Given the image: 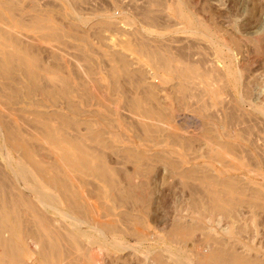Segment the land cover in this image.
Segmentation results:
<instances>
[{
    "label": "rangeland",
    "instance_id": "374dc122",
    "mask_svg": "<svg viewBox=\"0 0 264 264\" xmlns=\"http://www.w3.org/2000/svg\"><path fill=\"white\" fill-rule=\"evenodd\" d=\"M11 1L12 3L16 1L15 4L17 7L11 12L5 9V7L3 8L0 6V48L3 49L2 51L10 53L14 52L16 56H22L26 61L27 67L31 68L35 75L38 74L37 80H40L38 81L40 85L42 84L47 87L53 85L52 87H58V85L61 84L60 80L67 79L70 80L72 85L77 88L76 91L78 90L79 92H73L68 98V100L70 99L72 102H70V100L68 102V100L66 101L64 98L60 99L59 95L56 97L58 100L53 99V101L52 98L50 100V97L46 94L29 89V94H26V91H22L18 94L16 100H13L9 104H5L8 102V96L10 95V90L5 89L6 91L4 90L0 93V109H6L4 106L7 108L9 107L6 109L8 116L6 117L7 119L10 118L8 120L9 123L16 120L12 123H17L18 126L16 129L22 136L19 135L22 142H25L24 144H26V146L28 145L27 148L36 154V159H48L46 161L52 162L57 157V161H61L63 158L60 155V151L65 150L72 156H75L77 153L67 141L59 139L56 144L52 141L55 144L54 145L51 140L47 138L48 135L45 134L47 133L46 129H52L53 132L55 131V135L57 134V137L59 138L66 135L71 137L75 135V138L79 137V139H84L79 142L82 147L81 149H84L83 151L90 154H102V164H105L104 166L106 168L108 167L107 169L111 175L108 174L110 178L113 175L114 177L111 179H116L114 180L115 183L121 182V186L117 184V186L113 187V190V188L109 189V186H107L108 183L98 176L92 174H88L87 176L86 173L84 174L85 176L81 174L82 178L80 177L81 179H78L80 174L77 176L78 178H76L74 174L75 172L70 173L75 177L73 181L76 184V187L83 193L82 195L85 197L86 202H91V206H96L97 210L98 207L100 208L102 205L99 209L101 212L98 211L100 214L102 212L107 214L103 219L107 218L108 220L109 216L111 218L112 215H114L111 219L114 220L116 227L120 226L119 228L117 227L120 230L117 229L120 232H118L120 245L116 246L115 249L110 246L108 248L98 249L102 261H100L101 264H142L138 254L136 252L134 253V249L131 248V246L139 244L137 243L136 236L133 234H135L134 232H136V229H139L140 227L144 228L149 236H153H147L146 239L140 243L141 247L147 248L152 252H150L151 256L149 255L145 264H157L151 261L155 253L163 254L164 257H166L167 253L165 249L168 246L180 247L179 249L182 251L181 254L184 253L182 257L184 256L185 259L187 258V261H190L191 264H193V262H195L194 260H196V255L194 256L195 252L203 249V253H206L207 248L205 244H212L218 238L224 239L225 242L227 241L226 243L230 246L232 245V249L234 248V251L237 253L242 252L243 254L246 252L247 254H255L259 258H263L264 110L259 113L260 111L258 109H264V0ZM179 1L184 2L182 4L185 13L191 16V18L195 17L194 19L196 20L198 18V21L203 27L205 25L207 31L205 34L190 30L187 27L186 20L177 16L174 9L176 3ZM152 2L157 3V5ZM158 3L160 6H158ZM146 9L150 11L153 10L154 14H158L157 17L159 20H157V22H150L145 19L141 14ZM37 15H40L41 19L42 16L43 18L45 17L44 21L41 23L45 22L47 26L34 22V17H37ZM139 16L141 18H139ZM141 19L143 20L141 21ZM83 20L85 22H83ZM144 22L147 23V25ZM48 24L50 26L53 25L51 26L52 28L55 26L54 29L59 32L61 37L57 38L52 35L53 29H48ZM3 30L7 33H4ZM46 32L47 34L52 32V39L49 37L50 33L47 35L45 34ZM12 36L15 38L14 40ZM181 36L184 39H181ZM208 36L209 38H207ZM5 39L8 42L5 41ZM137 39H145L150 41L151 44L160 43L163 45L167 43L166 45H170L172 48L171 52H174L173 56L175 57V55H177L175 58L177 60L175 61V64H180L178 60L184 61L181 55L179 57L180 47L183 46L186 52L191 53L190 51H192L191 57H187L185 62L190 61L191 65L194 67L197 66L196 68L199 67L201 70H203V68L205 70L215 64L218 66L214 67H220L219 69L221 71L218 70L221 74L223 73V76L213 73L211 75H204L203 77L198 78V80L196 79L193 92H195L196 89L195 93L200 94V99H203L201 100V103L204 105L202 111H197V106H195L197 105L198 100V96H196L195 93H192L193 95L191 94L190 97L187 96V98H181L179 94L176 93L174 86L177 85L179 79L174 74L172 75V73L163 72L154 62H151V58L146 53L138 54L137 51H135L133 45ZM179 40L182 42L179 43ZM15 41L18 42V45ZM158 41L160 42L158 43ZM212 41H217L216 44L219 46L221 44L220 47L222 51L218 49L216 50L212 45H209ZM218 41L220 42L218 43ZM131 42H134V44ZM187 43L189 44L187 45ZM192 43L196 44L192 47ZM173 46L176 47L174 48ZM188 46L194 50H190V48H187ZM13 49L15 51H13ZM112 49L114 51H117L118 49L119 52L127 54L126 59L129 61V69L131 72L129 75L123 74L119 68V62L114 61V56L112 54L114 52H112ZM187 49L189 50L187 51ZM213 49L215 50L213 51ZM226 50H229V52ZM227 53L231 56L228 60L226 57ZM3 54L4 53H0L1 58L4 57ZM191 59L196 61L193 60L192 62ZM115 66L119 70L117 75L119 78H115L117 85L115 86L116 88H113V77L110 72L112 67L116 68ZM155 72L157 74H155ZM233 72L236 73L238 77L237 79L232 77ZM17 73V77L27 82L23 73ZM54 74L56 75L54 76ZM52 77L53 79H56L53 80ZM5 80V77L0 76V85L5 82ZM206 80L210 83L212 88H221L218 91V96L223 99V102L221 103L222 105L211 103L215 97H213L214 94L201 91V87L203 88L207 82ZM148 82H152L154 85L153 96L155 97L152 96V99L144 100L145 97L142 95L145 94V88L147 87ZM84 85L95 88L93 92V94L95 93V97L93 99L90 100L81 94L83 93L81 89ZM133 98H137V101L141 100L140 104L134 106L133 101L136 99L134 100ZM105 102L106 104H104ZM225 102L228 104L226 105ZM236 102L239 106L233 105ZM187 103H189V105ZM191 103L195 105L191 107ZM102 104L104 105L102 106ZM224 104L225 107H223ZM131 106L135 108H132ZM234 106L239 108L236 109ZM69 107H71V110ZM210 107L211 109L209 110ZM14 109H16L17 112ZM151 109L154 110L152 111ZM155 111L158 112L155 113ZM162 112L164 114H162ZM58 113H60L61 116H57ZM55 114H57L56 117ZM149 114H151V116ZM228 114L232 116L234 115L235 118H232V120L229 121ZM210 115H212L213 118ZM60 117L64 119L59 121V119H61ZM150 117L152 119H150ZM42 119L45 122L50 119V121L48 120L47 122L48 125L45 123L47 125L46 128ZM88 124H90V126ZM89 127L91 129H89ZM153 127L155 130H153ZM242 129L244 132H242ZM0 145H3L1 139ZM232 145L234 146L232 147ZM229 147L231 149H229ZM8 149L11 150V154L14 157L19 155L14 152L11 147H8ZM53 156L56 157L54 158ZM191 172L193 175L190 174ZM206 174H208V176ZM223 178L228 179L236 186L238 185L239 188L236 191L242 190L241 194L238 195V199H240V202H238V216L235 217L236 219L231 217L232 219L229 218L224 221V219L218 218L214 223H207L204 218L207 211L205 213L203 208H196L192 202L197 199L203 203V207L205 208L209 202V200H207L209 190L214 188L213 185L209 184L211 179ZM83 180H85L84 183L86 182L87 185L83 183ZM132 182L134 183V187H132L133 185L129 186ZM136 185L140 190L142 189L139 194H137L139 188ZM85 186L87 187L85 188ZM104 187L105 189H103ZM128 187L130 190L134 191V194L131 191L133 199L132 197L129 199L125 197L123 201L117 202L116 195L119 194L118 192L121 190H128ZM206 190L208 192H206ZM203 191L206 193L205 195ZM101 193H105V197L104 194L101 196ZM23 194L26 197H31V194L26 190L23 191ZM247 194L254 199H251L253 200L252 202H254L252 204L253 207L252 205L247 204L246 200L249 198L247 197ZM137 195H140L142 198L138 204L134 201L138 198ZM220 201L221 200H219V203L222 207L228 208V204ZM65 202L67 201H64L63 204H65ZM105 206L107 208L110 206L109 208L112 209L114 214L109 215ZM198 210L199 213L197 212ZM123 211L125 212L123 213L125 215L121 214ZM121 216L125 218L123 219ZM176 221L191 226L189 229L187 228L185 231H182V235L179 233L174 236L175 238L178 237L181 239H178L179 241H175L170 235L172 227ZM138 223H140V225H138ZM192 224L195 228H192ZM202 224H205L207 227H198V225L200 226ZM227 227H230L228 229H231L229 234L224 230ZM122 231L124 232L122 233ZM179 235L182 236V238L179 237ZM204 235L206 237H204ZM201 242L204 243L202 244ZM230 242L232 244H230ZM213 244L214 246H217L215 243ZM193 250H195V252ZM237 250L241 252H238Z\"/></svg>",
    "mask_w": 264,
    "mask_h": 264
},
{
    "label": "bare ground",
    "instance_id": "6f19581e",
    "mask_svg": "<svg viewBox=\"0 0 264 264\" xmlns=\"http://www.w3.org/2000/svg\"><path fill=\"white\" fill-rule=\"evenodd\" d=\"M21 1V0H20ZM146 1V0H145ZM150 1V0H149ZM155 1V0H152ZM16 1L12 3L11 0H0V6L5 7L8 11H13L16 9ZM18 2V1H17ZM35 2V1H34ZM159 2V1H158ZM37 3V2H36ZM155 3V2H152ZM184 2H177L175 5V13L177 16L183 20H186L187 27L190 30L196 31V32H202L205 34L206 28L205 25L204 27L201 25V23L194 18H191L187 13L184 12V7L183 4ZM26 4V3H25ZM72 4V2H71ZM149 4V3H148ZM147 4V5H148ZM157 5V3H155ZM32 5V4H31ZM135 5V4H134ZM153 5V4H152ZM145 6V5H144ZM143 6V7H144ZM158 6L160 4L158 3ZM30 7V6H29ZM146 7V6H145ZM155 7V6H154ZM132 8V7H131ZM135 8V7H133ZM137 8V7H136ZM149 8V7H148ZM21 9V8H20ZM127 9V8H126ZM144 9V8H143ZM142 9V10H143ZM150 9V8H149ZM154 9V8H153ZM73 10V9H72ZM133 10V9H132ZM16 11V10H15ZM29 11V10H28ZM46 11V10H45ZM155 11V9H154ZM153 10H144L142 12V16L147 19L150 22H157L158 17L156 14H154ZM158 11V10H157ZM141 12V11H140ZM67 13V12H66ZM74 13V12H73ZM138 13V11H137ZM136 13V14H137ZM2 14V13H1ZM175 14V15H176ZM190 14V13H189ZM193 14V13H192ZM23 15V14H22ZM160 15V14H159ZM20 16V15H19ZM46 16V15H45ZM48 16V15H47ZM138 16V15H136ZM78 17V16H77ZM193 17V16H192ZM28 18V16H27ZM45 18V17H44ZM44 18L42 16V19L40 18V15H37V17H34V22L43 24L44 26H47L45 23H41L44 21ZM81 18V17H80ZM83 18V17H82ZM138 18V17H136ZM139 18H141L139 16ZM30 19V18H29ZM49 19V18H48ZM78 19V18H77ZM85 19V18H84ZM47 20V19H45ZM81 20V19H80ZM143 19H141L142 21ZM1 21V20H0ZM24 21V20H23ZM29 21V20H28ZM145 21V20H144ZM161 21V20H160ZM168 21V20H167ZM79 22V21H78ZM83 22H85L83 20ZM82 22V23H83ZM103 22V21H102ZM23 23V22H22ZM56 23V22H55ZM104 23V22H103ZM145 23V22H144ZM149 23V22H148ZM182 23V22H181ZM9 24V23H8ZM50 24V23H49ZM48 24V29L52 28ZM147 25V23H145ZM106 25V23H105ZM108 25V24H107ZM150 25V23H149ZM152 25V24H151ZM40 26V25H39ZM140 27V26H139ZM2 28V27H1ZM47 28V27H46ZM55 28V26H54ZM54 28H52L53 33L52 35L56 36L57 38L61 37L58 31H56ZM73 28V27H72ZM180 28V27H179ZM182 28V27H181ZM61 29V28H60ZM141 29V28H140ZM5 30V29H4ZM3 30V31H4ZM7 30V29H6ZM66 30V29H65ZM67 31V30H66ZM73 31V30H72ZM75 31V30H74ZM8 32V30H7ZM4 31V33H7ZM12 32V31H11ZM70 32V30H69ZM3 33V32H2ZM14 33V32H13ZM50 33V32H49ZM47 34V32L45 34ZM49 35L52 39V35ZM74 33V32H73ZM210 33V32H209ZM208 33V34H209ZM15 34V33H14ZM151 34V33H150ZM213 34V33H212ZM211 34V35H212ZM2 35V34H1ZM8 35V34H7ZM12 35V33H11ZM145 35V34H143ZM202 35V34H201ZM210 35V36H211ZM3 36V35H2ZM9 36V35H8ZM46 36V35H45ZM20 37V36H19ZM137 37V36H136ZM182 37V36H181ZM13 40L15 39L12 36ZM21 38V37H20ZM19 38V39H20ZM56 38V39H57ZM150 38V37H149ZM148 38V40H149ZM209 38V36L207 37ZM4 39V38H3ZM8 39V37H7ZM181 39H184L183 37ZM195 39V38H193ZM197 39V38H196ZM212 39V38H211ZM25 40V39H24ZM47 40V39H46ZM49 40V39H48ZM63 40V39H62ZM78 40V39H77ZM134 40V39H133ZM5 41H7L5 39ZM12 41V40H11ZM17 41V38H16ZM15 43L17 44L18 42ZM21 41V39H20ZM60 41V40H59ZM64 41V40H63ZM156 41V40H155ZM154 41V42H155ZM163 41V40H162ZM170 41V40H169ZM204 41V40H203ZM209 41V40H208ZM226 41V40H225ZM8 42V41H7ZM160 41H158L159 43ZM164 42V41H163ZM173 42V41H172ZM177 42V41H176ZM182 42V41H181ZM179 40V43H181ZM196 42V41H195ZM199 42V41H198ZM217 42V41H216ZM216 42L212 41L211 44L216 50H221V44L220 46L216 44ZM220 41H218L219 43ZM10 43V42H9ZM13 43V42H12ZM14 43V44H15ZM21 43V42H20ZM134 44V42H131ZM178 43V42H177ZM186 43V42H185ZM224 43V42H222ZM3 44V43H2ZM11 44V43H10ZM23 44V43H22ZM163 44V43H162ZM167 44V43H166ZM163 44H151L150 41H147L145 39H137L135 41V44L133 45L135 51L137 53H143L147 54L151 58V62H154L156 66L162 70L163 72L165 71L166 73H172L174 74L179 81L177 82V85L174 86V89L176 90V93L179 94L181 98H187L191 96L193 92L194 84L196 83V79L203 77L204 75H211L213 73H216V75H222L221 70L219 68H216L218 65L215 64L214 66H210L204 70H201L193 65L190 64L189 62H185L187 57H191V53H188L184 50L183 46L180 47V55L183 57L184 61H179L180 64H175V61H177L175 57L173 56V53L171 52V47L170 45ZM170 44V43H169ZM172 44V43H171ZM189 43H187L188 45ZM196 44V43H195ZM192 43L193 45H195ZM202 44V43H201ZM18 45V44H17ZM184 45V44H183ZM208 45V46H209ZM13 46V45H12ZM16 46V45H15ZM35 46V45H34ZM81 46V45H80ZM1 47V46H0ZM5 47V46H3ZM19 47V46H18ZM16 47V48H18ZM30 47V46H29ZM174 47V46H173ZM176 47V46H175ZM174 47V48H175ZM205 47V46H204ZM35 48V47H34ZM44 48V47H43ZM49 48V47H48ZM52 48V46H51ZM190 48L191 47H187ZM198 48V47H197ZM224 48V47H223ZM229 48V47H228ZM213 49V51L215 50ZM230 49V48H229ZM3 49L0 48V53H4V57H0V76L5 77V82H3L0 85V93L3 92L5 89L10 90V95L8 96V102H4L5 104L11 103L13 100H16L18 94H20L22 91H26V94H29V89L30 90H36L37 92H40L42 94H46L47 96L50 97V100H56L57 95H59L60 99L64 98L66 101L68 98L73 94V92H79L78 90L76 91V87L72 85L70 80H60L61 84H57L58 87H47L44 85H40L37 80V75H35L34 71L27 67L26 61L22 58H20L18 55L16 56L15 53H10L6 51H2ZM5 50V49H4ZM8 50V49H7ZM10 50V49H9ZM19 50V49H18ZM93 50V49H92ZM178 50V49H177ZM189 49H187L188 51ZM194 50V49H193ZM198 50V49H197ZM13 51H15L13 49ZM23 51V49H22ZM84 51V49H83ZM199 51V50H198ZM197 51V52H198ZM206 51V50H205ZM227 51V50H226ZM12 52V51H11ZM28 52V51H27ZM114 52V53H112ZM112 54L114 56V61L119 62L120 64V70L122 71L123 74L129 75L130 69H129V61L126 59L127 54L121 53L118 51H114L112 49ZM200 52V51H199ZM217 52V51H216ZM219 52V51H218ZM229 52V50L227 51ZM29 53V52H28ZM84 53V52H83ZM82 53V54H83ZM226 53V52H225ZM233 53V52H232ZM107 54V53H106ZM178 54V53H177ZM190 54V55H189ZM195 54V52H194ZM198 54V53H197ZM200 54V53H199ZM203 54V53H202ZM215 54V53H214ZM223 54V53H222ZM221 54V55H222ZM86 55V54H85ZM108 55V54H107ZM146 55V56H147ZM220 55V54H219ZM28 56V55H27ZM30 56V55H29ZM84 56V55H83ZM143 56V55H142ZM145 56V55H144ZM204 56V55H203ZM202 56V57H203ZM223 56V55H222ZM51 57V56H50ZM89 57V56H88ZM186 57V58H184ZM199 57V58H202ZM207 57V56H206ZM227 60L231 58L230 54L227 53L226 55ZM57 58V57H56ZM149 58V59H150ZM30 59V58H29ZM59 59V58H58ZM86 59V58H85ZM94 59V58H93ZM178 59V58H177ZM181 59V58H180ZM198 59V58H197ZM34 60V59H33ZM37 60V59H36ZM62 60V59H61ZM88 60V59H87ZM112 60V58H111ZM192 60V59H191ZM194 60V59H193ZM192 60V62H193ZM196 61V60H194ZM198 61V60H197ZM202 61V60H201ZM207 61V60H206ZM30 62V61H29ZM32 62V61H31ZM35 62V61H33ZM38 62V61H37ZM204 62V61H203ZM216 62V61H215ZM56 63V62H55ZM200 63V62H199ZM206 63V62H205ZM32 64V63H31ZM30 64V65H31ZM116 64V63H115ZM118 64V63H117ZM139 64V63H138ZM137 64V65H138ZM193 64V63H192ZM36 65V64H35ZM34 65V66H35ZM53 65V63H52ZM55 65V64H54ZM195 65V64H194ZM202 65V64H201ZM57 66V65H56ZM208 66V65H207ZM51 67V66H50ZM116 67V66H115ZM37 68V67H35ZM201 68V67H200ZM220 71H219V70ZM232 69V68H231ZM45 70V69H44ZM58 70V69H57ZM132 71V69H131ZM17 72L23 73V76L26 77L27 82L23 81V79H20L17 77ZM77 72V71H76ZM92 72V71H91ZM119 70L114 67L111 69V75H112V86L113 88H116L115 86L117 85V81L115 78H119L118 75ZM135 72V71H133ZM220 72V73H218ZM240 72V71H239ZM238 72V73H239ZM37 73V72H36ZM140 73V72H139ZM142 73V72H141ZM78 74V73H77ZM109 74V73H108ZM155 74H157L155 72ZM242 74V73H241ZM41 75V74H40ZM56 74H54L55 76ZM142 75V74H138ZM219 75V76H220ZM61 76V75H60ZM223 76V75H222ZM76 77V76H75ZM111 77V76H110ZM134 77V76H133ZM157 77V76H156ZM232 77L234 79H237V75L235 72L232 73ZM61 78V77H60ZM125 78V77H124ZM135 78V77H134ZM140 78V77H139ZM174 78V77H173ZM53 79V77H52ZM51 79V80H52ZM56 79V78H54ZM53 79V80H54ZM136 79V78H135ZM167 79V78H166ZM211 79V78H210ZM213 79V78H212ZM50 80V81H51ZM153 80V79H152ZM175 80V79H174ZM216 80V79H215ZM4 81V79H3ZM57 81V80H56ZM97 81V80H96ZM127 81V80H126ZM142 81V80H141ZM207 81V80H206ZM213 81V80H212ZM1 82V81H0ZM59 82V81H58ZM218 82V81H215ZM224 82V81H223ZM46 83V82H45ZM82 83V82H81ZM84 83V82H83ZM99 83V82H98ZM202 83V82H201ZM205 83V82H204ZM88 84V83H87ZM140 84V83H139ZM166 84V83H165ZM224 84V83H223ZM47 85V84H46ZM49 85V83H48ZM129 85V84H128ZM137 85V84H136ZM227 85V84H226ZM79 86V85H78ZM122 86V85H121ZM134 86V85H133ZM140 86V85H139ZM146 86V85H145ZM173 86V84H172ZM198 86V85H197ZM196 86V87H197ZM217 86V85H216ZM96 87V86H95ZM105 87V86H104ZM97 88V87H96ZM112 88V89H113ZM135 88V87H134ZM133 88V89H134ZM172 88V87H170ZM200 88V87H199ZM93 87L91 86H82L81 93L84 97L88 99H93L95 97ZM127 89V88H126ZM143 89V88H142ZM145 94L142 95L144 96V100H150L153 97V89L154 85L152 82H148L147 87L145 88ZM173 89V90H174ZM202 92H210L213 95V100L211 103L215 104H221L223 102V99L218 96V91L219 88H212L210 83L208 81L205 83V86L202 88ZM5 90V91H6ZM140 90V89H139ZM200 90V89H199ZM223 90V89H222ZM101 91V90H100ZM113 91V90H112ZM228 91V90H227ZM114 92V91H113ZM198 92V91H197ZM201 92V93H202ZM223 92V91H222ZM221 92V93H222ZM244 92V91H243ZM9 93V92H8ZM24 93V92H23ZM123 93V92H122ZM144 93V90H143ZM224 93V92H223ZM4 94V93H3ZM2 94V95H3ZM6 94V92H5ZM77 94V93H76ZM100 94V93H99ZM196 94V93H195ZM203 94V93H202ZM193 95V94H192ZM206 95V94H205ZM220 95V94H219ZM245 95V94H243ZM6 96V95H4ZM44 96V95H43ZM46 96V97H47ZM153 96V97H152ZM198 96L197 100V105L192 104L190 105L193 107V105L197 106V111H202V107L204 106L201 103L200 99V94H196ZM203 96V95H202ZM222 96V95H221ZM232 96V95H231ZM21 97V95H20ZM152 97V98H151ZM97 98V96H96ZM128 98V97H127ZM176 98V97H175ZM174 98V99H175ZM194 98V97H193ZM196 98V99H197ZM207 98V97H206ZM135 101H133V105L136 106L140 104V101H137V98H133ZM142 99V98H141ZM155 99V98H154ZM177 99V98H176ZM240 99V98H239ZM243 99V98H242ZM53 100V101H54ZM58 100V99H57ZM70 100V99H69ZM68 100V102H69ZM86 100V99H85ZM100 100V99H99ZM142 100V101H144ZM160 100V99H159ZM225 100V99H224ZM4 101V100H3ZM2 101V102H3ZM178 101V100H177ZM188 101V99H187ZM193 101V100H192ZM207 101V100H206ZM227 101V100H226ZM1 102V103H2ZM67 102V103H68ZM70 102H72L70 100ZM76 102V101H75ZM84 102V101H83ZM102 102V101H101ZM149 102V101H148ZM189 102V101H188ZM199 102V103H198ZM233 102V101H232ZM235 102V101H234ZM241 102V101H240ZM14 103V102H13ZM54 103V102H53ZM131 103V102H130ZM184 103V102H183ZM182 103V104H183ZM196 103V102H195ZM208 103V102H207ZM226 103V102H225ZM4 104V105H5ZM15 104V103H14ZM55 104V103H54ZM106 104V102L104 103ZM102 104V106L104 105ZM109 104V103H108ZM107 104V105H108ZM149 104V103H148ZM157 104V103H156ZM180 104V102H179ZM189 105V103H187ZM209 104V103H208ZM207 104V105H208ZM228 103H226L227 105ZM247 104V103H246ZM66 105V104H65ZM69 105V104H68ZM132 105V106H133ZM222 105V104H221ZM230 105V104H229ZM235 106H239L238 103L236 102L233 104ZM3 106V105H1ZM56 106V105H55ZM73 106V104H72ZM76 106V105H75ZM98 106V105H97ZM131 106V107H132ZM156 106V105H155ZM169 106V105H168ZM177 106V105H176ZM189 106V107H190ZM209 106V105H208ZM211 106V105H210ZM216 106V105H215ZM232 106V103H231ZM234 106V107H235ZM258 106V105H257ZM6 109H8L6 106H4ZM59 107V106H58ZM128 107V106H126ZM138 107V106H137ZM190 107V108H191ZM225 107V104L223 105ZM71 110V107H69ZM68 108V109H69ZM76 108V107H75ZM109 108V107H106ZM135 108V107H132ZM147 108V107H146ZM196 108V107H195ZM213 108V107H212ZM228 108V107H227ZM231 108V107H230ZM236 108V107H235ZM237 107L236 109H238ZM261 108V107H260ZM6 109H0V139L2 140V144L0 145V264H101V257H100V252L98 249L102 248H108L109 246L112 248H116V246L120 245V240L118 237V232L120 231L118 228L120 226L115 225L114 220L111 219L114 215V212L112 209L107 208V212L109 215H112V217L107 220L103 219L107 214L101 213L100 214V208L98 207V211L96 206H91L90 203L86 202L85 197L82 195L83 193L76 187V184L74 183L73 179L78 178L81 179V174H92L95 176H98L102 180L106 181L108 183L107 186H109V189L113 188L114 186H117L121 184L120 183H115L114 180L110 178V174L108 171V167L106 168L102 164V158L101 155L98 154H90L87 153L86 151H83L84 149H81L82 147L80 146V140L79 137H71L69 135L63 136L61 138L57 137V134L55 135V131L53 132L52 129H46L48 137L51 142L54 141L56 144L59 139L63 141H67L70 143V145L74 148L76 155L72 156L69 154V152L63 150L60 151V155L63 158L61 161H57L58 158L54 159L52 162H48L46 160L48 159H42L38 160L35 158V153L29 150L21 140V135L17 131V123L13 121L9 123V119H7V111ZM111 109V107H110ZM137 109V108H136ZM148 109V108H147ZM182 109V107H181ZM206 109V108H205ZM211 107L209 108V110ZM234 109V108H233ZM16 111V109H14ZM22 110V109H21ZM120 110V109H119ZM149 110V109H148ZM152 110V109H151ZM154 110V109H153ZM152 110V111H153ZM208 110V111H209ZM215 110V109H214ZM230 110V109H229ZM252 110V109H251ZM257 110V109H256ZM255 110V111H256ZM261 113L263 112L264 109H258ZM257 110V111H258ZM10 111V110H9ZM14 111V112H15ZM76 111V110H75ZM93 111V110H92ZM150 111V110H149ZM151 111V112H152ZM195 111V110H194ZM212 111V110H211ZM217 111V110H216ZM17 112V111H16ZM22 112V111H21ZM91 112V111H90ZM143 112V111H142ZM158 111H155L157 113ZM160 112V111H159ZM196 112V111H195ZM229 112V111H228ZM232 112V111H231ZM230 112V113H231ZM235 112V111H234ZM13 113V112H12ZM54 113V112H53ZM107 113V112H106ZM111 113V112H110ZM117 113V111H116ZM154 113V114H155ZM198 113V112H197ZM214 113V112H213ZM78 114V113H77ZM144 114V113H143ZM152 114V113H151ZM151 114H149L151 116ZM162 114H164L162 112ZM200 114V113H199ZM211 114V113H210ZM215 114V113H214ZM226 114V113H225ZM233 114V113H231ZM240 114V112H239ZM43 115V114H42ZM46 115V114H45ZM57 114H55L56 117ZM61 116L60 113H58L57 116ZM115 115V114H114ZM145 115V114H144ZM148 115V116H149ZM203 115V114H202ZM205 115V114H204ZM216 115V114H215ZM222 115V114H221ZM229 115V114H228ZM235 115V113H234ZM234 115H229L228 118L230 119L229 121L232 120V118H235ZM253 115V114H252ZM7 116V117H6ZM18 116V115H17ZM49 116V115H47ZM52 116V114H51ZM157 116V115H156ZM164 116V115H162ZM212 116V115H210ZM10 117V116H9ZM20 117V116H19ZM54 117V116H53ZM103 117V116H102ZM101 117V118H102ZM158 117V116H157ZM167 117V116H166ZM223 117V116H222ZM238 117V116H237ZM60 120H63L62 117H60ZM213 118V116H212ZM15 119V118H14ZM44 119V118H43ZM42 119V120H43ZM52 119V118H51ZM105 119V118H104ZM142 119V118H141ZM145 119V118H144ZM150 119H152L150 117ZM227 119V118H226ZM237 119V118H236ZM21 120V119H19ZM47 120V119H46ZM50 121V119H48ZM48 120L45 122L44 120V126L48 125ZM140 120V119H139ZM168 120V119H167ZM222 120V119H221ZM235 120V119H234ZM11 121V120H10ZM18 121V120H17ZM130 121V120H129ZM141 121V120H140ZM160 121V120H159ZM40 122V121H39ZM62 122V121H61ZM66 122V120H65ZM104 122V121H103ZM108 122V121H107ZM135 122V120H134ZM158 122V120H157ZM161 122V121H160ZM169 122V121H168ZM241 122V121H239ZM47 125H46V124ZM89 123V121H88ZM138 123V122H137ZM146 123V122H145ZM166 123V122H165ZM251 123V122H250ZM65 124V123H64ZM142 124V123H141ZM144 124V123H143ZM158 124V123H157ZM203 124V123H202ZM232 124V123H231ZM21 125V124H20ZM90 126V124H88ZM152 125V124H151ZM256 125V124H255ZM43 126V127H44ZM92 126V125H91ZM138 126V125H137ZM154 126V125H153ZM231 126V125H230ZM233 126V125H232ZM242 126V125H241ZM251 126V125H250ZM144 127V126H143ZM149 127V126H148ZM155 127V126H154ZM153 127V128H154ZM53 128V127H52ZM88 128V127H87ZM150 128V127H149ZM161 128V127H160ZM89 129H91L89 127ZM210 129V128H209ZM212 129V128H211ZM247 129V128H246ZM254 129V128H252ZM151 130V129H150ZM155 130V128L153 129ZM207 130V129H204ZM214 130V129H213ZM248 130V129H247ZM96 131V130H95ZM94 131V132H95ZM144 131V130H143ZM146 131V130H145ZM152 131V130H151ZM157 131V130H156ZM212 131V130H211ZM255 131V130H254ZM57 132V131H56ZM91 132V130H90ZM93 132V134H94ZM205 132V131H204ZM235 132V131H234ZM242 132L244 130L242 129ZM92 134V133H91ZM149 134V133H148ZM151 134V133H150ZM175 134V133H173ZM178 134V133H177ZM180 134V133H179ZM21 137H20V136ZM73 135V134H71ZM143 135V134H142ZM152 135V134H151ZM170 135V134H169ZM226 135V134H225ZM95 136V135H94ZM98 136V135H97ZM145 136V135H143ZM171 136V135H170ZM175 136V135H174ZM256 136V135H254ZM154 137V136H153ZM179 137V136H178ZM181 137V136H180ZM245 137V136H244ZM81 138V137H80ZM183 138V137H181ZM213 138V137H212ZM255 138V137H254ZM175 139V138H174ZM211 139V138H210ZM84 140V139H83ZM82 140V141H83ZM91 140V139H90ZM100 140V139H99ZM186 140V139H185ZM92 141V140H91ZM218 141V140H217ZM216 141V142H217ZM27 142V141H26ZM53 143V142H52ZM53 143V144H54ZM215 143V142H214ZM213 143V144H214ZM29 144V143H28ZM54 144V145H55ZM83 145V144H82ZM230 145V143H229ZM84 146V145H83ZM96 146V144H95ZM234 145H232L233 147ZM8 147H11L12 150L19 155L17 157H14L11 153V150L8 149ZM85 147V146H84ZM253 147V146H252ZM120 148V147H119ZM219 148V147H218ZM56 149V148H55ZM60 149V148H59ZM221 149V146H220ZM229 149H231L229 147ZM254 149V148H253ZM61 150V149H60ZM86 150V149H85ZM217 150V148H216ZM94 151V150H92ZM123 151V150H122ZM226 151V150H225ZM238 151V150H237ZM90 152V151H89ZM95 152V151H94ZM221 152V151H220ZM54 153V152H53ZM52 153V155H53ZM215 153V152H214ZM219 153V151H218ZM56 154V153H55ZM78 154V155H77ZM217 154V153H216ZM260 154V153H259ZM51 155V156H52ZM59 155V156H60ZM221 155V154H220ZM247 155V154H246ZM250 155V154H248ZM262 155V154H261ZM50 156V157H51ZM58 156V155H57ZM54 157V156H53ZM54 157V158H55ZM222 157V156H221ZM249 157V156H248ZM216 158V157H215ZM241 158V157H240ZM53 159V158H50ZM152 160V159H151ZM213 160V159H212ZM216 160V159H215ZM51 161V160H50ZM253 161V160H252ZM141 162V161H140ZM226 162V161H225ZM256 162V161H255ZM104 163V162H103ZM106 163V162H105ZM133 163V162H132ZM223 163V162H221ZM228 163V162H227ZM136 164V163H134ZM231 164V163H229ZM241 164V163H240ZM245 164V163H244ZM141 165V164H140ZM264 165V164H263ZM110 166V165H109ZM235 166V165H234ZM62 167V168H61ZM188 168V167H187ZM196 168V167H195ZM235 168V167H234ZM112 169V168H111ZM204 169V168H203ZM240 169V168H239ZM246 169V168H245ZM113 170V169H112ZM190 170V168H189ZM202 170V169H201ZM139 171V170H138ZM187 171V170H186ZM206 171V170H205ZM204 171V172H205ZM71 172H75V177L70 174ZM111 172V171H110ZM193 172V171H192ZM192 172L190 174H192ZM198 172V171H197ZM207 172V171H206ZM112 173V172H111ZM137 173V171H136ZM181 173V172H180ZM183 173V172H182ZM80 174V175H79ZM110 176H109V175ZM126 174V172H125ZM189 174V171H188ZM197 174V173H195ZM210 174V173H209ZM79 175V176H78ZM193 175V174H192ZM208 176V174H206ZM205 175V176H206ZM228 175V174H226ZM78 176V177H77ZM85 176V175H84ZM201 176V175H200ZM206 176V177H207ZM81 177V178H80ZM125 177V176H124ZM129 177V176H128ZM199 177V176H198ZM205 177V178H206ZM213 177V175H212ZM130 178V177H129ZM200 178V177H199ZM215 178V177H214ZM100 179V180H101ZM118 179V178H117ZM126 179V178H125ZM203 179V178H202ZM208 179V178H207ZM210 179V178H209ZM90 180V179H89ZM119 180V179H118ZM205 180V179H204ZM238 180V179H237ZM77 181V180H76ZM85 180H83L84 183ZM207 181V180H205ZM117 182V181H116ZM128 182V180H127ZM131 182V181H130ZM139 182V181H138ZM82 183V182H81ZM80 183V184H81ZM106 183V184H107ZM201 183V182H200ZM209 183V181H208ZM260 183V182H259ZM84 184L87 185L85 182ZM134 183L130 184L129 186H132ZM142 184V183H141ZM203 184V183H202ZM210 185H213L214 188H211L208 193V199L209 202L204 208L203 203H201L199 200L195 199L193 200V204L196 206V208H203L205 213L204 215L205 222H213L218 219H224L228 220L229 218H234L238 216V202H240V199H238V195L241 194V191H236L238 190V185L236 186L235 184L231 183L228 179H211V182L209 183ZM208 184V185H209ZM205 185V184H204ZM264 185V184H263ZM82 186V184H81ZM106 186V185H105ZM121 186V185H120ZM127 186V183H126ZM125 186V187H126ZM137 186V185H136ZM202 186V185H201ZM87 186H85L86 188ZM119 187V186H118ZM134 187V185L132 186ZM138 187V186H137ZM204 187V186H202ZM206 187V185H205ZM241 187V186H240ZM127 188V187H126ZM125 188V189H126ZM139 188V187H138ZM198 188V186H197ZM88 189V188H87ZM97 189V187H96ZM99 189V188H98ZM105 189V187L103 188ZM118 189V188H116ZM123 189V187H122ZM27 191L28 193L31 194V197H26L23 194V191ZM114 190V188H113ZM142 190V189H141ZM140 188L139 191L137 190V194L141 192ZM198 190V189H197ZM205 190V189H204ZM206 190V192H208ZM87 191V190H86ZM107 191V190H106ZM117 191V190H116ZM132 190H121L118 192L119 194L117 196V202L123 201L125 197L128 199L132 197L134 194ZM199 191V190H198ZM261 191V190H260ZM98 192V191H96ZM101 192V190H100ZM195 192V191H194ZM200 192V191H199ZM204 192V191H203ZM244 192V191H243ZM117 193V192H114ZM202 193V192H200ZM254 193V192H253ZM252 193V194H253ZM99 194V193H98ZM104 197H105V193ZM101 193V196H103ZM198 194V193H197ZM206 193L204 192V195ZM243 194V193H242ZM261 194V193H260ZM27 195V194H26ZM111 195V193H110ZM142 195V194H141ZM202 195V196H204ZM248 195V194H247ZM257 195V194H256ZM29 196V195H28ZM138 198L134 200L137 204L140 202L142 199L140 195H137ZM194 196V195H193ZM192 196V197H193ZM199 196V195H198ZM207 196V195H206ZM205 196V197H206ZM243 196V195H242ZM241 196V197H242ZM252 196V195H250ZM259 196V194H258ZM264 196V195H263ZM95 197V195H94ZM201 197V196H200ZM249 197V195L247 196ZM245 197V198H247ZM256 197V196H254ZM202 198V197H201ZM257 198V197H256ZM97 199V197H96ZM112 199V198H110ZM133 199V197H132ZM192 199V198H191ZM190 199V200H191ZM253 197H249L246 201L247 204L252 205L254 202H252ZM114 200V199H112ZM219 200L223 201L224 203L228 204V208L222 207V205L219 203ZM244 200V199H243ZM242 200V201H243ZM263 200V199H262ZM64 201L65 204H63ZM90 201V200H89ZM107 201V200H106ZM109 201V200H108ZM116 201V200H115ZM132 201V200H131ZM133 201V202H134ZM220 201V202H221ZM245 201V202H246ZM99 202V201H98ZM258 202V201H257ZM100 203V202H99ZM242 203V202H241ZM261 203V202H260ZM135 204V203H133ZM99 205V204H98ZM117 205V204H116ZM255 206V205H254ZM261 206V205H260ZM137 207V205H136ZM193 207V206H192ZM253 207V205H252ZM263 207V206H262ZM112 208V207H111ZM114 209V208H113ZM261 209V208H260ZM103 210V209H101ZM195 210V209H194ZM243 210V209H242ZM257 210V209H256ZM104 211V210H103ZM201 211V210H200ZM105 212V211H104ZM199 213V210L197 211ZM203 212V211H202ZM249 212V211H248ZM116 213V212H115ZM121 213V212H119ZM118 213V215H119ZM125 213L124 211L121 213ZM204 213V212H203ZM120 214V215H121ZM128 214V213H127ZM126 214V215H127ZM241 214V213H240ZM244 214V213H243ZM125 215V214H123ZM122 215V216H123ZM203 215V214H202ZM201 215V216H202ZM121 216V217H122ZM130 216V215H129ZM128 216V217H129ZM123 219L125 217H122ZM130 218V217H129ZM127 218V219H129ZM231 218V219H232ZM242 218V217H241ZM120 219V217H119ZM131 219V218H130ZM129 219V220H130ZM134 219V218H133ZM138 219V218H137ZM193 219V218H192ZM116 220V219H115ZM122 220V219H121ZM141 220V219H140ZM139 220V221H140ZM194 220V219H193ZM124 221V220H123ZM126 221V219H125ZM127 222V221H126ZM136 222V221H135ZM186 222V221H185ZM227 222V221H226ZM236 222V221H234ZM129 223V222H128ZM238 223V222H237ZM196 224V223H195ZM229 224V223H228ZM125 225V224H124ZM140 225V223H138ZM142 225V224H141ZM193 225V224H192ZM212 225V224H211ZM233 225V224H231ZM238 226V225H237ZM130 227V226H129ZM191 226L182 224L179 221H176L172 227L171 230V237L175 241H179L178 237L175 238L174 236L178 235L179 233L182 235V231H185L187 228L189 229ZM198 227L206 228L207 226L205 224L198 225ZM242 227V226H241ZM141 228V229H140ZM139 229H136V232H134L137 240V245L131 246V248L134 249V253L136 252L138 254V257L141 259L142 264H145V261L150 255L149 249L143 248L140 246V243L146 239L147 232L145 231L144 228L140 227ZM192 228H195L194 225ZM197 228V227H196ZM201 228V229H202ZM221 228V227H220ZM230 227H227L225 230L226 233H230L231 229H228ZM232 228V227H231ZM119 231H118V230ZM131 229V227H130ZM198 229V228H197ZM237 229V228H236ZM124 230V229H123ZM128 230V229H127ZM129 231V230H128ZM132 231V230H131ZM149 231V230H148ZM188 231V230H187ZM221 231V230H220ZM219 231V232H220ZM124 231H122L123 233ZM234 232V231H233ZM120 233V232H119ZM208 233V232H207ZM222 233V232H221ZM224 233V232H223ZM235 233V232H234ZM130 234V233H129ZM205 234V233H203ZM216 234V233H215ZM127 235V234H126ZM132 235V236H133ZM169 235V236H170ZM173 235V236H172ZM207 235V234H206ZM217 235V234H216ZM215 235V236H216ZM151 236V235H150ZM149 236V237H150ZM211 236V235H209ZM232 236V234H231ZM153 237V236H151ZM170 237V238H171ZM179 237L182 238V236L179 235ZM204 237H206L204 235ZM220 237V236H219ZM230 237V236H229ZM164 238V237H163ZM214 238V237H213ZM224 238V237H223ZM123 239V238H122ZM121 239V240H122ZM168 239V238H167ZM179 239V240H178ZM209 239V238H208ZM212 239V237H211ZM210 239V240H211ZM216 239V238H215ZM158 240V239H157ZM214 240V239H213ZM203 241V240H202ZM205 241V240H204ZM232 241V240H231ZM147 242V241H146ZM227 242V241H226ZM224 241V239H216L213 243H215L217 246H214V244H209L206 243L205 246L207 248V252L203 253L202 250L196 251L194 256L196 255V260L193 262V264H264V257L259 258L257 255H250L247 254L246 252L242 254L241 251L237 250L234 251V248L232 249V245H228ZM233 242V241H232ZM235 242V241H234ZM237 242V239H236ZM239 242V241H238ZM202 243V242H201ZM204 243V242H203ZM202 243V244H203ZM211 243V242H210ZM229 243V242H228ZM130 244V243H129ZM178 244V243H177ZM230 244H232L230 242ZM245 244V243H243ZM239 245V244H237ZM214 246V247H213ZM241 246V245H240ZM122 247V246H121ZM166 247V246H165ZM194 247V246H193ZM200 247V246H199ZM238 247V246H237ZM236 247V248H237ZM245 247V246H243ZM251 247V246H250ZM118 248V247H117ZM130 248V249H131ZM180 247H166V253H167V260L166 257H164L163 254H156L153 255L154 257L152 258L151 261L157 263V264H191L190 261H187L185 257L183 258L181 254V250L179 249ZM238 249V248H237ZM243 249V248H242ZM241 249V250H242ZM105 250V249H104ZM107 250V249H106ZM163 250V251H165ZM198 250V249H197ZM247 250V249H246ZM118 251V250H117ZM248 251V250H247ZM152 253V252H151ZM164 253V252H162ZM135 255V254H134ZM193 255V254H192ZM130 256V255H129ZM151 256V255H150ZM188 256V255H187ZM261 256V255H260ZM114 258V257H112ZM138 259V258H137ZM101 261V262H100ZM120 261V260H119ZM124 262V261H123Z\"/></svg>",
    "mask_w": 264,
    "mask_h": 264
}]
</instances>
